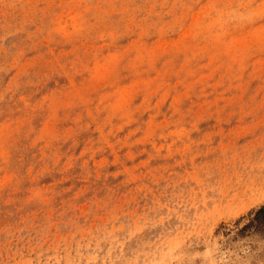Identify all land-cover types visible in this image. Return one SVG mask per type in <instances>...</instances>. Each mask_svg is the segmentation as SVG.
Wrapping results in <instances>:
<instances>
[{"label": "rangeland", "instance_id": "rangeland-1", "mask_svg": "<svg viewBox=\"0 0 264 264\" xmlns=\"http://www.w3.org/2000/svg\"><path fill=\"white\" fill-rule=\"evenodd\" d=\"M264 0H0V264H264Z\"/></svg>", "mask_w": 264, "mask_h": 264}, {"label": "trees", "instance_id": "trees-1", "mask_svg": "<svg viewBox=\"0 0 264 264\" xmlns=\"http://www.w3.org/2000/svg\"><path fill=\"white\" fill-rule=\"evenodd\" d=\"M258 214H264V207L258 212Z\"/></svg>", "mask_w": 264, "mask_h": 264}]
</instances>
